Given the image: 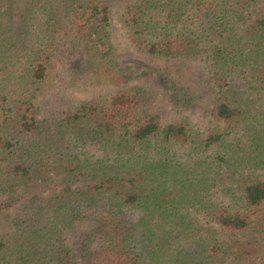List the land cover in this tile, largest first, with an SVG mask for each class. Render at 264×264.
I'll return each mask as SVG.
<instances>
[{"label":"trees","instance_id":"16d2710c","mask_svg":"<svg viewBox=\"0 0 264 264\" xmlns=\"http://www.w3.org/2000/svg\"><path fill=\"white\" fill-rule=\"evenodd\" d=\"M113 5L135 51L205 62V130L102 55ZM75 54L114 91L40 117ZM0 222V264H264V0H0Z\"/></svg>","mask_w":264,"mask_h":264},{"label":"rangeland","instance_id":"374dc122","mask_svg":"<svg viewBox=\"0 0 264 264\" xmlns=\"http://www.w3.org/2000/svg\"><path fill=\"white\" fill-rule=\"evenodd\" d=\"M118 8L112 6L106 36L99 43L102 55L128 74L130 84L149 93L144 109L155 113L161 123L182 119L193 130H205L211 125L206 110L212 96L205 62L200 57H149L135 51L125 39ZM94 63L83 54L55 59L45 90L37 97L40 117L61 115L80 100L107 98L115 87L96 73ZM85 227L79 224L72 228L66 236L70 244ZM6 228L0 222V232ZM243 239L264 248V235H246Z\"/></svg>","mask_w":264,"mask_h":264}]
</instances>
